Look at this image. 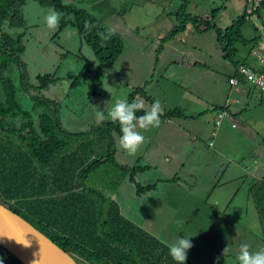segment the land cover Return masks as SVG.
I'll return each instance as SVG.
<instances>
[{
    "label": "rangeland",
    "instance_id": "1",
    "mask_svg": "<svg viewBox=\"0 0 264 264\" xmlns=\"http://www.w3.org/2000/svg\"><path fill=\"white\" fill-rule=\"evenodd\" d=\"M63 1L74 8L87 9L110 30L120 33L124 42L123 53L113 65L107 66L96 58L91 47L77 34L76 29L70 23L59 29L62 19L60 18L54 31L48 29L44 17L48 10L52 8L43 7L36 0H26V4L23 6L26 21L23 29L13 27L5 20L2 25V32L11 35L24 32L26 49L21 55V59L26 64L30 81L33 84L37 83V74L45 72L61 78L57 83L43 90L42 94L60 103V118L63 127L69 131L88 129L91 125L99 122L96 115L97 109L103 111L105 119H110L108 113L112 110L116 101L127 99L132 88L138 86H142L147 94L153 96L152 102H148L143 97L137 98V100L144 101L146 109H150L156 100L160 101L164 109L165 102L161 97V89L157 85L160 73H163L165 78L167 77L185 87L189 85L194 89V86L200 87L202 84L209 83V91L204 95H209V92L211 94L215 93V95L210 100L204 98L208 101L205 102L208 103L204 104L205 107H211V103L215 101H218L216 105L227 101L233 111L247 109L244 115L245 121L248 123L246 129L239 127L241 122L240 124L237 123L239 122L237 120L234 122L240 128L241 135H236L235 131L237 129L230 126L229 120L231 117L228 116L225 117L223 125L217 128L216 135L212 136L214 131L212 128L213 114L206 111V113H203L202 119H197L195 116V119L184 118V123L180 126L176 123L171 124L161 121L159 128H151L148 131L137 129L145 138L140 148L146 143H149L148 147L155 146L158 140H179L178 148L182 147V150H178L180 152L178 161L185 160V167L179 168V175L181 179L185 180L180 182L183 190L195 181L201 173L203 162L198 163L196 167L192 165L196 153L214 156L213 148L211 149L206 145L208 141L213 140L215 148L218 147L219 143L221 148L218 149L229 152L230 155H235L237 160L218 169L216 178L221 179L223 172L228 170L226 176L222 179H230L229 173L233 170L234 163L238 161L248 166L247 175H244L243 171L240 173L243 179L242 182L238 183V186L241 187L242 183V188H238L239 192H237L236 199L233 202V205L237 203L239 208H235L233 205L228 208L226 207L228 204L226 206H215L213 204L214 198H210L206 203H195L194 209L197 216L195 214L192 216L196 222L193 223L194 225L191 223L182 225L178 235L184 234L186 230L198 235L199 231L212 228L213 226L210 225L209 221L220 216L222 219L218 220L224 234L235 227L238 230L242 228V232L246 230L247 233L256 236L254 241L248 240L250 247H254L255 242L257 243L255 252L264 249V242L260 237V224L248 192L250 183L257 177L264 175V90L246 83L250 87H245L251 89L249 94L244 93V85L236 86L239 87V91L233 85L231 88L232 93H229L228 75L232 73L234 65L230 60L222 57L221 43L217 41L216 32L212 29L197 33L193 30V25L188 24L176 36L165 41L166 43H163L162 49L156 56L160 39L167 36L173 26L177 24L174 13L180 5V0ZM247 2V0H193L188 10L192 14L201 15L207 14L211 9L219 8L215 23L218 27L224 28L242 14ZM71 18L72 14H67L64 20L68 21ZM262 25L263 23L259 18L250 16L244 23L242 32L246 38H252L254 35H258L254 27L262 28ZM254 45L236 43L235 46L238 49L236 57L241 59L249 50H252V52L257 51V49L252 48ZM184 54L188 55L189 58L201 61L204 65L195 67L173 62L175 58ZM158 57H160V60L156 64ZM84 66L90 70L89 79L81 85L71 87L70 77L84 71ZM197 71L201 72L200 75L196 73ZM11 76L16 88L17 98L23 109L30 110L32 106L31 98L19 86L17 67H15ZM202 92H198V95L201 96ZM233 98L236 99V102H233ZM204 105L199 104L196 111L202 109ZM258 121L259 124H257ZM119 139L120 136L115 134L117 142L116 156L119 161H124L125 158L129 159V154L119 147ZM148 140L156 141L154 144L151 141L148 142ZM180 140H183L182 144H180ZM222 140L230 141L222 144ZM254 160L257 161L256 167ZM140 163H145V160L141 159ZM166 164V161L159 163L157 169H164L163 167ZM119 172L122 171L113 163H103L89 174L86 184L109 194L112 185H116L117 179L121 175ZM144 176L145 173L144 175H136V179H142L143 181L152 179V174H149L148 178H143ZM244 178L246 179L245 184ZM122 182L124 186L129 184L127 175ZM130 186L134 188L133 184ZM221 191L224 192L223 189ZM216 201L222 202L224 200L217 198ZM161 204L165 205L164 210H162L164 213L168 214L172 211L173 203L171 201ZM136 206L138 209L133 208L132 212L137 218L138 214L141 218L140 212L144 210L138 205ZM215 211L219 214L215 215ZM230 219H234L238 223L234 225L227 224ZM153 221L154 231H159L161 226L157 224L156 215ZM208 238L209 236L206 240ZM8 258L9 255L0 247V261H2V264H7Z\"/></svg>",
    "mask_w": 264,
    "mask_h": 264
},
{
    "label": "trees",
    "instance_id": "2",
    "mask_svg": "<svg viewBox=\"0 0 264 264\" xmlns=\"http://www.w3.org/2000/svg\"><path fill=\"white\" fill-rule=\"evenodd\" d=\"M36 1L43 7L59 12L62 18L59 29L70 23L102 64L113 65L123 53L122 35L110 30L87 9L74 8L63 0ZM180 1L174 13L177 24L160 39L156 56L163 43L188 24L193 25L197 33L212 29L221 43L222 57L230 60L235 67L232 76L238 77V85L240 81L250 84L236 69L240 65L255 67L241 63L236 57L238 49L235 44L257 43L259 36L246 38L242 28L250 16L264 23V0H260L256 6L247 2L242 14L224 28L215 23L219 8L211 9L207 14H192L188 9L193 0ZM25 4L26 0H0V203L50 238L77 264H177L169 255L168 245L125 217L112 198V191L117 189L126 175L134 183L137 195L156 186V182L141 184L135 180V174L148 169V165L126 166L116 161L115 134L122 135L119 123L105 119L86 130L69 131L61 122L60 103L42 94L43 90L61 78L45 72L37 74V83L30 81L26 64L21 59L26 49L24 32L16 35L2 32L5 20L18 29L25 27ZM249 7L251 12L248 13ZM67 14H72V18L65 21ZM173 62L204 65L185 54ZM14 66L18 69L19 86L30 95V110L23 109L17 98L11 76ZM257 70L264 73V66ZM89 73L90 70L84 66V71L70 77V86L85 83ZM138 97L148 102L153 100L142 86L132 88L127 100L133 102ZM228 109V105H214L211 108L216 112L215 119L219 111H225V117L230 116ZM142 114V111L136 113L137 116ZM199 115L188 114L178 105L165 110L161 119ZM215 119L214 125L217 127L220 124L216 125ZM106 162L113 163L122 171L109 194L86 184L89 174ZM248 192L264 242V175L250 183ZM5 252L9 255L7 264H23L7 250ZM185 264L195 263L187 259Z\"/></svg>",
    "mask_w": 264,
    "mask_h": 264
},
{
    "label": "crops",
    "instance_id": "3",
    "mask_svg": "<svg viewBox=\"0 0 264 264\" xmlns=\"http://www.w3.org/2000/svg\"><path fill=\"white\" fill-rule=\"evenodd\" d=\"M263 23V22H262ZM262 28H255L257 30L259 36L258 42L252 47L253 49H257L261 56L264 58V23ZM166 43V42H165ZM251 48V49H252ZM156 61V64L159 63V59ZM241 63H244L248 66L260 68L262 65L257 62L256 57L253 55L252 50H249L246 55H244L241 59ZM197 67V66H195ZM199 67V66H198ZM235 72V67L231 74L228 77L232 76ZM200 75V71L196 72ZM206 76V74H205ZM151 80V79H150ZM210 82V81H209ZM240 85H244V93L249 94L250 88H246V81H240ZM157 85L161 89V97L165 102L164 111L175 106L183 107L188 114L196 115L200 113L199 116H196L197 119H202L203 113L206 111H210L213 114V126L214 131L212 132V136L216 135L217 128L221 127L224 123V119H222L219 126L214 125L215 119V110H211V108L217 104L218 101L212 102L211 107H205L206 100H210V98L214 97V94L209 92V83L202 84L200 87L194 86L195 89L191 86L185 87L180 83H177L167 77H164L163 73L159 74V79ZM230 86L229 93H232V86ZM250 87V86H249ZM238 91H239V87ZM236 88V89H237ZM206 89V90H205ZM204 90V92H202ZM198 92H202L201 96L198 95ZM153 98V96H152ZM201 98H203L201 100ZM206 100H205V99ZM217 99V98H215ZM228 99V98H227ZM233 102H236V99H232ZM204 107L197 110V106ZM219 105H228L229 113H230V126L237 129L236 135H241V129H246L248 123L245 121L244 115L247 112L246 108L233 111L227 101L223 103H218ZM246 110V111H245ZM238 116V117H237ZM191 119H195L194 117H190ZM186 119V118H185ZM184 118H173V119H162L161 121H165L166 123L174 124L176 123L178 126L184 123ZM235 120L241 126L238 127ZM234 124V126H233ZM259 124V121L258 123ZM177 127V126H176ZM153 142L155 144L156 140H148V142ZM230 140H222V144ZM179 140H158L155 146L148 147L149 143H146L143 147L139 148L138 152L135 156H130L129 159H124V161H119L117 159V147L115 152V158L117 162L120 164H124L126 166L133 165H148L149 168L144 171H139L135 174V180L141 184L153 183L156 182V186L154 189L147 191L141 195H137L135 193V185L129 179V184L127 186L123 185V182L112 192V198L118 203L121 213L127 217L129 220L156 236L158 239L166 243L168 246L170 244L175 243L179 237H188L193 244V247L188 251L187 259L194 262L195 264H216V258L220 257L219 264H239L238 255L239 249L242 244H248V240L254 241V237L252 234L247 233L248 231L242 232V228L240 230L233 228L228 230L227 233L224 234L223 228L220 225V221L218 219H222V217L217 216L215 218H210V225L212 228H207L206 231H199L198 235L196 233L191 232L190 230L184 231V234L178 235L180 231V227L182 225H186L187 223H195L194 217L192 215H196L195 212V203L198 202H207L210 198L213 199V204L215 206H227L231 207L233 202L236 199L237 192H239L238 188H242L238 186L239 182H242V177L240 175L241 171L244 172V175L248 173V166L243 164V162L238 161L234 163L233 170L229 173L230 179L224 180L223 177L226 176L227 171L225 170L222 174L221 179L216 178V173L218 169L225 167L231 164L232 161H236L237 159L235 155H230L229 152H225L221 148L218 143V147L215 148L213 140L207 142V146L215 152L214 156L204 155L201 153H196L195 158H193L192 165L198 166L197 164L203 162L201 173L198 178L193 181L186 189L181 188L180 182L184 179H181L179 175V168L185 167V160L178 161V155L180 156V152L182 147L178 148ZM183 140H180V144H182ZM115 143L117 144L116 140ZM182 157V156H181ZM180 157V158H181ZM239 158V157H238ZM144 159L145 163H140V160ZM166 161L167 164L163 167L164 169L158 170L157 166L159 163ZM177 161V163H175ZM255 167L257 165V161L254 160ZM170 166V169H169ZM259 166V165H258ZM151 171V172H150ZM150 172V173H149ZM143 178H148L149 174H152V179L148 181H143L142 179L137 180L136 175H144ZM167 173V174H166ZM256 178V177H255ZM257 177L256 179H258ZM245 179V178H244ZM185 181V180H184ZM246 179L244 181V184ZM131 184L134 185V188H131ZM224 190L221 191V190ZM217 198L220 200H224L222 202H217ZM172 202L173 207L170 213H164L165 205L161 203ZM138 205L144 211L138 214V218L132 212L133 208H137ZM209 205V204H208ZM164 206V207H163ZM210 206V205H209ZM239 208L238 204L234 203L233 207ZM211 207V206H210ZM138 209V208H137ZM192 209V210H191ZM215 209V207H214ZM157 210V211H156ZM219 213L215 211V215ZM156 215L157 224L160 227L159 231H154V221L153 218ZM234 219L228 220L227 224H237ZM240 226V225H239ZM241 227V226H240ZM207 236H209L208 240H206ZM205 241V242H203ZM257 243L255 242L254 247H250V251L255 252V247ZM226 249L224 257L221 255L223 250ZM234 255V256H233Z\"/></svg>",
    "mask_w": 264,
    "mask_h": 264
},
{
    "label": "clouds",
    "instance_id": "4",
    "mask_svg": "<svg viewBox=\"0 0 264 264\" xmlns=\"http://www.w3.org/2000/svg\"><path fill=\"white\" fill-rule=\"evenodd\" d=\"M60 18L61 14L53 8L48 10L44 17V22L48 29L54 31L59 24ZM138 111H142L143 114L137 116L136 113ZM163 112L164 109L159 100L154 101L150 109H146L143 100L129 102L126 98L118 99L112 110L108 113V116L112 122L119 123L122 133L119 139V147L130 156H135L145 139L137 129L148 131L151 128H159ZM96 115L98 121L103 122L105 120L103 111L97 109ZM17 242L23 243L25 246L30 245L29 241L24 243L23 240H17ZM168 247L169 255L172 259L177 264H185L188 251L193 247V244L188 237L184 236L179 237L175 243L170 244ZM249 249L250 246L248 244H242L240 246L238 255L239 264H264V249L256 252H252ZM225 251L226 249L221 253L223 257ZM219 259L220 257L216 258V264H219ZM0 264H2V261H0Z\"/></svg>",
    "mask_w": 264,
    "mask_h": 264
},
{
    "label": "water",
    "instance_id": "5",
    "mask_svg": "<svg viewBox=\"0 0 264 264\" xmlns=\"http://www.w3.org/2000/svg\"><path fill=\"white\" fill-rule=\"evenodd\" d=\"M17 240L29 241L30 245L25 246ZM0 245L23 264H77L50 238L1 203Z\"/></svg>",
    "mask_w": 264,
    "mask_h": 264
},
{
    "label": "built area",
    "instance_id": "6",
    "mask_svg": "<svg viewBox=\"0 0 264 264\" xmlns=\"http://www.w3.org/2000/svg\"><path fill=\"white\" fill-rule=\"evenodd\" d=\"M250 5L256 6L259 4L260 0H247ZM247 12H251V7L247 9ZM264 20V15H263ZM253 55L256 57L257 62L260 63L262 66H264V58L261 56L259 51H253ZM237 72L239 75H242L246 78V80L253 85L254 87H257L258 89L264 90V73L257 70V68H250L244 65H240L237 69ZM229 83L231 85L238 86L239 79L236 76H231L228 79ZM227 115L225 111H219L217 112L215 123L216 125H219L222 121V119Z\"/></svg>",
    "mask_w": 264,
    "mask_h": 264
}]
</instances>
